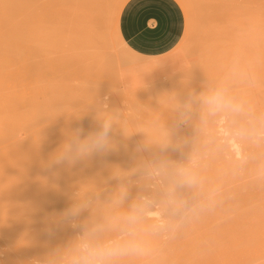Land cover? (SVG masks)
<instances>
[{
    "label": "bare ground",
    "instance_id": "bare-ground-1",
    "mask_svg": "<svg viewBox=\"0 0 264 264\" xmlns=\"http://www.w3.org/2000/svg\"><path fill=\"white\" fill-rule=\"evenodd\" d=\"M122 2L0 0V207L4 198L12 202L0 216L18 223L11 259L25 253L48 264H264V148L248 134L264 133V0H212L222 26L214 44L194 46L190 67L175 57L123 65L114 59L116 36L102 24ZM172 62L173 75L158 82V68ZM106 72L120 83L105 76L114 84H101ZM142 79L155 87H129ZM108 88L109 111L87 104ZM122 97L133 98L128 118ZM221 111L240 135L230 138L226 154L215 122ZM249 111L252 121L241 120ZM105 122L107 152L52 162L71 135L82 130L84 139ZM207 138L213 144H203ZM244 150L254 154L245 166L236 158ZM186 168L192 171L176 176ZM152 171L163 173L165 193L149 191L151 181H130ZM161 218L168 219L166 233Z\"/></svg>",
    "mask_w": 264,
    "mask_h": 264
},
{
    "label": "rangeland",
    "instance_id": "rangeland-1",
    "mask_svg": "<svg viewBox=\"0 0 264 264\" xmlns=\"http://www.w3.org/2000/svg\"><path fill=\"white\" fill-rule=\"evenodd\" d=\"M128 0H123V2L121 3V8H120V10L117 12V14H116V16L115 17H113L112 15H110V14H106V16H109L110 15V20L112 19V21H109L108 20V18H106V16H105V18L107 19H103V20H105L104 21V23L102 24L103 26H102V29H104V30H106L107 31V33H109L110 34V36H111V34H113L112 36H116V39L115 38H112V36H111V38H112V41H111V53H113L114 52V55H118L117 57L116 56H114L113 54H112V56L114 57V59H117V58H119V56H120V58H119V62L123 65V64H125L126 62H128V63H132V62H138V63H141V62H143V60L144 61H150V59H165L166 60V58H168V59H170L171 60V58L172 57H175L176 59H178V60H187L188 61V66L190 67L191 66V63L190 62H193V58H195V56L193 55V54H191V52L195 49V47L194 46H200V44H202V43H205V42H207L208 40L209 41H212L211 43L212 44H214L213 43V40L214 41H216V38L218 37L217 35H218V30L221 28V26H218V25H220L222 22H220V21H222V20H220L219 19V16L216 14V10H215V8L213 7V6H215V5H213V3L214 2H212V0H190L189 1V7H188V3H187V1L185 2V0H177L180 4H181V6L183 7V9H184V11H185V15H186V21H187V26H186V32H185V36H184V38H183V41L181 42V44L173 51V52H171L170 54H168V55H166V56H163V57H158V58H142V57H139V56H137V55H135V54H133L132 52H130V51H128V50H126L125 49V51L124 50H121L123 47H121L122 45L120 44H118V42L117 41H121V42H123L124 44H125V42L122 40V38H121V36H120V34H119V27H118V23H119V17H120V14H121V11H122V9H123V7H124V5L126 4V2H127ZM203 1H204V3H203ZM206 1V2H205ZM209 1H211V3L209 2ZM239 5H251V0H238V2H237ZM201 4H202V7H201ZM205 4H206V7H205ZM207 5L211 8H209V7H207ZM213 5V6H212ZM193 7H196V9L195 8H193ZM192 8V9H191ZM199 8V12L197 11V9ZM208 10H207V9ZM193 9H194V11H193ZM196 10V11H195ZM204 10H206V11H204ZM215 10V11H214ZM208 11V12H207ZM201 12V14H200V16L198 15L199 13ZM203 12H205L204 13V15L206 14H211V17L210 16H208V18H207V16L205 15H203ZM213 12V13H212ZM214 12H215V16H214ZM195 14V15H194ZM105 15V14H104ZM104 15H102V17H104ZM217 15V16H216ZM202 16V17H201ZM112 17V18H111ZM198 17H200V18H198ZM210 17V18H209ZM214 17H215V19H214ZM218 17V18H217ZM211 19H213V20H211ZM196 20V21H195ZM203 20H204V22H203ZM207 20V21H206ZM211 20V21H210ZM215 20V21H214ZM206 21V22H205ZM210 23H209V22ZM218 21V22H217ZM103 21L101 20V22L100 23H102ZM207 22H208V24H207ZM195 23V24H194ZM216 23H217V25H216ZM220 23V24H219ZM197 25V26H196ZM203 25V26H202ZM207 25V26H206ZM112 27V28H111ZM196 27V28H195ZM197 27H198V29H197ZM201 29H200V28ZM203 27V28H202ZM207 27V28H206ZM211 27V28H210ZM220 27V28H219ZM217 28H219V29H217ZM110 29H112V33L110 32ZM194 29H196V30H194ZM200 29V30H199ZM207 29V30H206ZM215 29V30H214ZM203 30V31H202ZM195 31V32H194ZM198 31V32H197ZM199 32H201V35H200V33ZM210 32H211V34H210ZM116 35H115V34ZM199 33V34H198ZM208 33V34H207ZM214 33V34H213ZM198 34V35H197ZM204 35H206V36H204ZM217 36V37H216ZM213 37V38H212ZM200 38H201V41H200ZM210 38H212V39H210ZM196 39H198V40H196ZM117 40V41H116ZM207 40V41H206ZM203 41V42H202ZM117 42V43H116ZM116 43V44H115ZM189 44H191V46H192V48H191V46L189 45ZM197 44V45H196ZM115 45H116V47H115ZM117 45H119V46H117ZM126 45V44H125ZM113 48V49H112ZM116 48V49H115ZM120 48V49H119ZM117 50V51H116ZM122 51H124L125 53H123L122 54ZM120 52V53H119ZM116 53V54H115ZM188 53H190L189 55H188ZM121 54H122V56H121ZM125 54V55H124ZM125 56V57H124ZM191 56V57H190ZM192 56H194V57H192ZM128 57V58H127ZM133 58V59H132ZM175 58H172L173 60L175 59ZM185 58V59H184ZM134 59H135V61H134ZM167 59V60H168ZM178 60H175L174 62L176 63V61H178ZM127 63V64H128ZM133 65H135V63L133 64ZM132 64H130V66H133ZM168 66V68H164V67H161L163 70H161V69H159L158 68V70H160V71H156L157 73H159V75L157 74V77L156 78H158V82H161V81H168L170 78L169 77H171L172 75H173V69L171 68V67H175L176 65L172 62V64H167ZM169 68H170V70H169ZM165 70V71H164ZM164 71V72H163ZM111 72V71H110ZM117 77H118V75H119V73H118V71L116 72V71H112ZM165 73V74H164ZM171 74L170 76H168V74ZM115 75H113V76H115ZM108 76V78H110L111 77V79H112V74H110V76H109V73H107L106 72V74L105 73H102L101 74V76H99V78H100V82H102V80H104L106 77ZM113 77V79L114 80H116L117 81V83L119 84L120 83V81H119V79L117 78V77ZM160 76V77H159ZM167 76V77H166ZM162 77V78H161ZM108 78H107V80L105 79L101 84H109V83H107V82H110V83H112V81L114 82V80L112 79V81L109 79L108 80ZM162 79V80H161ZM165 79V80H164ZM99 80V79H98ZM144 79H142L141 80V82L142 83H139L138 81H133V82H131L130 84H129V87H131V89H132V87L134 88V90L135 89H140V88H142V89H150V87H155V85H156V82H154V84L153 83H151L150 81H148V83H146V80H144ZM116 81L114 82V83H116ZM166 81V82H167ZM76 82V81H75ZM99 82V83H100ZM105 82V83H104ZM150 82V83H149ZM114 83H112V84H114ZM75 84H78V81L75 83ZM131 84H132V86H131ZM140 84H141V86H140ZM149 84V85H148ZM115 85H117V84H115ZM135 85V86H134ZM138 85V86H137ZM151 85V86H150ZM153 85V86H152ZM109 89V88H108ZM152 89V88H151ZM150 89V90H151ZM107 90V89H106ZM105 92V91H104ZM104 92H103V94L102 95H100L97 99L95 98V100H88L87 101V104L88 105H92V104H94L95 102H99L100 104H102V108H103V110H105V111H109V109L110 108H112V105H113V94H112V92H113V90L112 91H110V89H109V91L107 90L106 91V93L104 94ZM111 95H112V97H111ZM112 98V99H111ZM123 98V97H122ZM120 98L119 99V101H121V102H119L120 103V107H121V110H122V114H123V116L124 117H126V118H128V117H130L131 116V110H130V108L132 107V101L131 100H133V98H129V97H126V98ZM127 99V100H126ZM129 99H131L129 102H128V100ZM124 100V101H123ZM112 101V102H111ZM123 101V102H122ZM119 103H118V105H119ZM125 104V105H124ZM130 104V105H129ZM218 112H220V111H218ZM222 113H219V114H216V119H215V122L216 123H219V125H220V127L221 128H218L219 130H220V134L219 133H217L216 134V137H217V135L219 136L218 137V139L221 141H219L222 145H223V148L225 147V150L223 151V153L224 154H226L227 153V151L228 150H231L232 151V149H230L229 148V146H230V142H231V139L230 138H233V136H235L234 138H237V136H240L239 135V133L234 129L233 130V128L231 127L232 126V123H234V122H236L235 121V119L231 116V114H228V112H226V111H221ZM226 112V113H225ZM251 113H252V111H249L248 113H243L242 115H240V119L241 120H243L244 121V119H245V122H248L249 120H247V119H250V121L249 122H251L252 121V116H251ZM221 114V115H220ZM225 121H224V120ZM228 119V120H227ZM182 123H185L184 125H187L188 124V119H183L182 120ZM225 126V127H224ZM228 127V128H227ZM224 128H226V130L224 129ZM231 128V129H230ZM234 131V132H232V131ZM228 132V133H227ZM226 133V134H225ZM230 133H232V134H230ZM237 134V136H236V134ZM250 136H253V138H254V140H253V142L256 144V145H258V147L257 148H264V133H262V134H257V135H254V134H252V133H248ZM208 135V134H207ZM228 135V136H227ZM223 136H226L225 138L223 137ZM227 137H228V139H227ZM221 138H223V140L221 139ZM241 138V137H240ZM230 139V140H229ZM238 139H239V137H238ZM229 140V141H228ZM225 142V143H224ZM229 142V143H228ZM203 144H205V145H211V144H213V139L212 138H207L206 140H204L203 141ZM229 144V145H228ZM226 147L228 148L227 149V151H226ZM206 158H208V157H206ZM236 158H238L237 160H239V159H241V160H239L240 162H239V164L240 165H243V166H245L246 164H248L251 160H253V158H254V154H253V150H244L243 152H242V154L238 157H236ZM147 160H149V158H146ZM187 169V170H186ZM186 169H183V170H180V172H176V176H180V175H184V174H186V173H188V172H190V171H192V169H188V168H186ZM239 171H241V170H239ZM162 172L160 173H158V172H155V171H152V172H148V173H143L142 175H140V176H138V177H134V178H132L130 181L131 182H133L134 184H138V183H140V181L141 180H148V181H151V182H149V186H148V190L149 191H153V190H156L157 191V193H165V191H166V186L161 182V180L159 179V177L160 176H162ZM154 180V181H153ZM178 182L179 183H182L183 182V180H178ZM155 185V186H154ZM150 188V189H149ZM150 196V195H149ZM151 197V196H150ZM148 200V198L146 197H144V200ZM4 200H6V201H4V203L1 205V207H0V209L1 210H5V211H7L8 212V210L9 209H11V206H12V204H10V203H12L11 202V199H9L8 197L7 198H4ZM6 204V206H4ZM8 208V209H7ZM7 209V210H6ZM9 212H10V210H9ZM85 213H87L88 212V209H85V211H84ZM164 219V218H163ZM11 220H12V222H11ZM167 220L168 219H166L165 218V222H164V220H162V218H161V221L160 222H157L158 223V228L159 229H161V231L160 230H158V231H160V232H164V233H166L165 232V230H163V228H165L166 226L164 225L165 223H166V225H167ZM15 221V219L14 218H11V217H9V216H5V217H1L0 216V222H2V223H0V226H2V227H0V233H2V234H0V237L2 238H0V251L2 250L3 252L0 254V264L1 263H3V264H33V263H35V264H48V263H46V262H44V261H42V260H40V259H38V258H36V257H34V258H30V256L31 255H25V253H21V255H17L16 256V258H14V261H13V259H11V249L13 248V244H14V241L17 239V236L14 234L16 231H17V228H18V223L16 222H14ZM69 222H71V225H72V227L75 229V228H77L78 226H79V223L77 222V218L76 217H73V218H70L69 219ZM162 222V223H161ZM164 222V223H163ZM4 223V224H3ZM7 223V224H6ZM10 223V224H9ZM160 223H161V225H160ZM159 225H160V227H159ZM6 226V227H5ZM7 226H9V228H11V229H9ZM12 226V227H11ZM156 226H157V224H156ZM165 226V227H164ZM15 227V228H14ZM17 227V228H16ZM2 228V229H1ZM6 228V229H5ZM14 228V229H13ZM157 228V229H158ZM9 229V230H8ZM13 229V230H12ZM7 230H8V232H7ZM10 230H12V235H11V237H7V234L8 233H10ZM3 231V232H2ZM5 231V232H4ZM8 235H10V234H8ZM126 236V235H125ZM124 235H123V237H125ZM3 237H7V239H5V238H3ZM122 237V236H121ZM79 239H80V241H83L84 239H83V237H79ZM169 239V236L167 235V236H165V238H164V240H168ZM5 241V242H4ZM2 242V243H1ZM114 242L113 241H111V243H109L110 245H112ZM2 244V245H1ZM4 244V245H3ZM88 248L89 246L88 245H82V250H83V252H85V253H88V252H90V250H91V248L89 247L88 249H85V248ZM11 248V249H10ZM5 251V252H4ZM10 254H9V253ZM6 253H7V255H6ZM8 254H9V256H8ZM5 256H7V257H5ZM23 256H25V257H23ZM26 256L28 257V258H26ZM7 258H9V260L11 259L12 261H9ZM5 259V260H4ZM16 259V260H15ZM22 259H23V261H22ZM33 260V262H31L30 260ZM65 259H66V257H65ZM8 260V261H7ZM7 261V262H6ZM20 261V262H19ZM29 261V262H28ZM10 262V263H9ZM17 262V263H16ZM31 262V263H30ZM63 264H68L66 261L64 262H62ZM61 263V264H62ZM100 264V263H99Z\"/></svg>",
    "mask_w": 264,
    "mask_h": 264
},
{
    "label": "crops",
    "instance_id": "crops-1",
    "mask_svg": "<svg viewBox=\"0 0 264 264\" xmlns=\"http://www.w3.org/2000/svg\"><path fill=\"white\" fill-rule=\"evenodd\" d=\"M186 15L177 0H128L119 17V34L127 48L142 58L173 52L183 41Z\"/></svg>",
    "mask_w": 264,
    "mask_h": 264
},
{
    "label": "clouds",
    "instance_id": "clouds-1",
    "mask_svg": "<svg viewBox=\"0 0 264 264\" xmlns=\"http://www.w3.org/2000/svg\"><path fill=\"white\" fill-rule=\"evenodd\" d=\"M111 123L105 122L101 126V130L81 139L82 130L75 132L69 140L55 153L52 162L61 164L67 162L75 163L77 160L84 159L91 155L107 152L111 147L109 132ZM76 210H70L71 214H75Z\"/></svg>",
    "mask_w": 264,
    "mask_h": 264
}]
</instances>
